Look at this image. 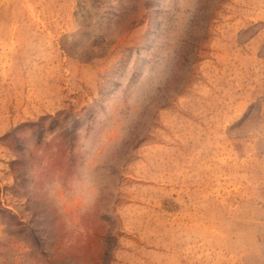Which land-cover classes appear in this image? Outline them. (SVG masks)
Listing matches in <instances>:
<instances>
[{
	"label": "rangeland",
	"instance_id": "rangeland-1",
	"mask_svg": "<svg viewBox=\"0 0 264 264\" xmlns=\"http://www.w3.org/2000/svg\"><path fill=\"white\" fill-rule=\"evenodd\" d=\"M0 264H264V0H0Z\"/></svg>",
	"mask_w": 264,
	"mask_h": 264
},
{
	"label": "clouds",
	"instance_id": "clouds-1",
	"mask_svg": "<svg viewBox=\"0 0 264 264\" xmlns=\"http://www.w3.org/2000/svg\"><path fill=\"white\" fill-rule=\"evenodd\" d=\"M157 83H158V81H152V82L146 83V84L143 85V88H145V89H152V88H154V87L156 86ZM91 184H92V182H91L90 178H86V186H87L90 190H89V191H86V192L84 193V195H85L89 200H91V199L94 198V196H95V190L92 189Z\"/></svg>",
	"mask_w": 264,
	"mask_h": 264
}]
</instances>
